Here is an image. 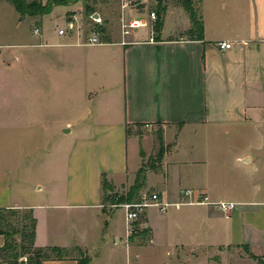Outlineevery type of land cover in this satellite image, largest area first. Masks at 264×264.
I'll list each match as a JSON object with an SVG mask.
<instances>
[{"label": "crops", "instance_id": "obj_1", "mask_svg": "<svg viewBox=\"0 0 264 264\" xmlns=\"http://www.w3.org/2000/svg\"><path fill=\"white\" fill-rule=\"evenodd\" d=\"M2 1L0 12L11 23L0 19V138L33 141L31 148H0V208L33 209L35 244L71 251L45 264H78L74 248L89 264H111L119 254L127 264H258L255 258L264 255V0H200L202 39L190 33L186 9L165 2L145 35L123 43L118 19L95 45L84 44L87 36L78 30L46 28L30 39L19 31V12ZM67 19L81 25L78 13ZM219 41L232 45L220 49ZM63 89L70 90L71 109L82 95L86 111L78 122L47 126V109L54 113ZM57 125L68 162L56 193L49 183H31L25 171L44 165L37 154L46 151L47 127ZM160 136L164 154L148 171L164 177L151 192L174 202L192 188L212 202L238 205L229 215L207 204L165 212L151 207L129 237L124 211L106 206L113 201L105 199L103 181L123 183L147 157L154 164Z\"/></svg>", "mask_w": 264, "mask_h": 264}, {"label": "rangeland", "instance_id": "obj_2", "mask_svg": "<svg viewBox=\"0 0 264 264\" xmlns=\"http://www.w3.org/2000/svg\"><path fill=\"white\" fill-rule=\"evenodd\" d=\"M28 2L36 1V2H44L46 3L48 0H27ZM0 2H3L0 0ZM8 4H11V2L6 1ZM169 4L170 6L180 7L183 8V2L182 0H78L77 2L69 3L68 5H56L52 12L50 14H46L45 16L38 18L37 15H22L21 13H16V21H19V31H21L24 36H29L30 39L34 40L36 37L40 36L39 34L45 33L46 28L55 29L57 32H59L60 28H63L66 30V32H71V29L68 26V14L78 13L79 15V21L81 24V28L79 29L78 36H87L92 34V28L94 25V21L90 18V15L86 9V5L90 4L93 6L94 12H98L100 16L103 18V21L105 23L106 29L98 31L99 33H106L108 29H112L113 25L117 23L123 9L122 4L129 3L128 7H125L126 14L128 15H138L142 13H147L151 10H158L159 8H162V5L164 3ZM194 10L197 13V16L200 15V0H192ZM73 5V8L75 11H68L71 10ZM184 9V8H183ZM42 16V15H40ZM67 16V17H66ZM4 18L5 16H2L0 12V19ZM8 19V22H7ZM161 20V16L159 18ZM168 19V18H167ZM159 20V22H160ZM5 21L7 22V26H9V22L11 23V18L5 17ZM167 21V20H166ZM157 23V26L159 24ZM152 25L148 28H140L134 30L133 33L127 35V38H131L133 34L137 35H145ZM39 27L40 32L35 33L34 28ZM159 28V27H156ZM91 29V30H90ZM72 32L76 33V30H73ZM80 38V37H79ZM6 39V38H5ZM87 40V37H85ZM14 79L16 77L18 79L21 78V72L14 71ZM18 90L14 92V99H17L18 94H16ZM70 90L63 89L62 94L60 96V100L56 101V106L52 108V110H55L54 113H50V109H47L46 117H47V126L50 125V123H59V120H61L62 123L66 119H71V121L78 122L79 119L82 117V114L86 111L87 104L85 103V99L82 98V95L78 96L77 101V110L75 111L73 105L70 104ZM13 98V96H12ZM72 100V99H71ZM51 120H48V119ZM60 127L57 125V127L53 130H49L47 127V132L44 137V145L46 146V151L38 153V158L40 159V162L44 165L38 170V169H31L30 173H27L25 171V174L28 175L29 181L32 183L34 180H41L43 182L49 183V186L51 189H55V192L57 193L59 191V185L61 186V183H63V179L67 178V154H68V147L64 146L62 150L58 147L59 141H56V134L59 131ZM33 138L30 137H21V136H12L9 138L1 137L0 138V148H5L7 146H13L14 148H21L22 146H32ZM38 145L37 142L35 146ZM9 155V154H7ZM22 154H16L17 156H21ZM30 155H34L33 151L30 150ZM132 160V157H129ZM152 161V158H146L145 162L141 165V168L135 172L133 170H130L129 174L125 177V181L121 184H113L111 188L105 187V199H107V194H113L117 195V198H119L122 194L127 193L129 188L134 184L136 179V173L141 172V179L144 181L143 186L139 189L138 195L140 198L143 194L150 193L152 190H156L155 187L157 183L161 180V178L164 177V174L161 172H155V171H148V167L150 166V163ZM34 164L37 166V163H34L32 161V158L30 160V166H34ZM22 170H15V175L18 176V174H21ZM150 172V173H149ZM24 174V175H25ZM16 180V177H15ZM107 184H111V182H108ZM50 189V188H49ZM161 191V190H160ZM119 210L118 214L121 215L120 210L121 208H113L112 210ZM111 212V211H110ZM123 212V211H122ZM121 216H119L118 223H121ZM264 256V255H263ZM255 258L258 261V264H261L262 257ZM128 262L126 260H123L122 254H119L115 262H111V264H127ZM132 263H134L132 261ZM138 264H166L165 261L161 262H152V261H143Z\"/></svg>", "mask_w": 264, "mask_h": 264}, {"label": "trees", "instance_id": "obj_3", "mask_svg": "<svg viewBox=\"0 0 264 264\" xmlns=\"http://www.w3.org/2000/svg\"><path fill=\"white\" fill-rule=\"evenodd\" d=\"M13 4L16 10L22 15H44L52 11L55 5H68L69 3L77 2L78 0H48L46 3L27 0H7ZM91 1V0H86ZM182 4L186 11L189 13L192 27L190 33L202 39L203 36V21L201 16H197L194 10L192 0H182ZM89 13L94 12L93 6L86 5ZM160 20L157 31L162 26ZM160 148L156 156L154 164H150L149 168H157V164L164 154V146L162 137L160 136ZM141 172H138L134 184L129 188L127 193L122 194L119 202L125 200H133L139 197V189L143 186L141 179ZM106 180L103 181V187L111 188L112 184H107ZM107 194V199L115 201V194L110 192ZM37 228V218L34 215L33 209H17V208H0V234L5 236V243L0 247V262L8 264H45L46 261L51 259H63L71 255V251L67 248L59 246H46L41 247L35 244ZM79 253L77 258L78 264H89L90 257L85 254L81 249L74 248ZM261 264H264L261 262Z\"/></svg>", "mask_w": 264, "mask_h": 264}, {"label": "built area", "instance_id": "obj_4", "mask_svg": "<svg viewBox=\"0 0 264 264\" xmlns=\"http://www.w3.org/2000/svg\"><path fill=\"white\" fill-rule=\"evenodd\" d=\"M129 3L122 4V13L119 18V25L121 34L123 37V43H125L124 38L131 34L133 30L142 28V27H148L149 25H154L157 22L158 19V13L157 10H151L147 13L138 14L135 15H128L125 12V7H128ZM96 12H93L90 14V18L94 21V25L92 28V34L87 35V40L84 44L86 45H95V44H101L102 40L100 38L101 33L98 31L102 30L104 21L101 17L100 20L94 18V14ZM76 18V16H75ZM68 26L73 30H78L81 28V25H77L75 20L68 21ZM91 30V29H90ZM35 33L40 32L39 27L34 28ZM66 30L61 28L59 29V33L63 34ZM152 40L154 38H151ZM230 42L226 41H219L217 42V46L220 49H228L231 47ZM183 198L170 202L167 200H164L160 193L158 192H150L143 194L140 198H136L133 200H125L123 202H119L117 196H115V201L110 202L106 204V206L110 209L113 208H121L124 211L125 215V221H126V230L127 234L130 237L134 233V226L133 224L138 221L149 208L156 207L161 212H165L169 207L175 206V207H181L183 205H200V204H207V205H215L218 208H220L222 211L226 213V215H229V213L237 208V203L230 202V201H219V202H212L207 194L201 193L195 189L187 188L183 190ZM262 262L264 263V256L261 258Z\"/></svg>", "mask_w": 264, "mask_h": 264}, {"label": "water", "instance_id": "obj_5", "mask_svg": "<svg viewBox=\"0 0 264 264\" xmlns=\"http://www.w3.org/2000/svg\"><path fill=\"white\" fill-rule=\"evenodd\" d=\"M93 17L98 19V20L101 19V16H100V14L98 12H96Z\"/></svg>", "mask_w": 264, "mask_h": 264}]
</instances>
